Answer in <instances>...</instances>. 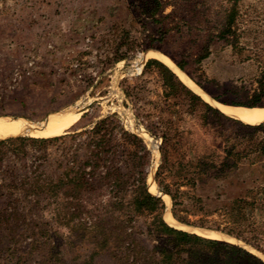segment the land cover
<instances>
[{"label":"trees","instance_id":"1","mask_svg":"<svg viewBox=\"0 0 264 264\" xmlns=\"http://www.w3.org/2000/svg\"><path fill=\"white\" fill-rule=\"evenodd\" d=\"M238 2L235 0L229 11L216 19L207 17L205 12L209 13L210 7L205 0L199 2L200 9L198 2L176 1L173 4L162 0H132L126 9L128 12L134 10L131 12L138 16L137 22L144 24V20H150L157 26L156 33L149 36L151 41L147 49L163 53L213 101L232 107H263L264 65L254 77L252 89L244 84L235 86L231 76L225 82L219 77L210 78L202 68L204 62L217 55L216 47L220 46L230 52L225 63L231 67L238 65L244 69L254 61L250 55H245L242 47L245 32L240 24L244 20L237 10ZM168 5L173 10L163 15ZM182 29L186 33L183 34ZM174 32L181 37L187 36L183 39L189 41L183 47L180 62L167 51L154 47ZM120 41L112 59L115 62L127 59L132 51L128 48L129 33L122 31ZM190 65L202 79L189 75ZM240 79L243 82L244 76ZM122 84L123 93L134 109L135 120L161 141L155 180L172 201V214L179 224L192 226L175 213L177 200L185 196L180 191L182 188L196 191L211 173L222 176L238 169L239 163L251 154L264 155V122L248 125L224 115L184 84L164 63L149 60L133 86L128 85L127 80ZM209 86L233 97L242 94L245 101L221 100ZM79 138H15L0 142V169L7 160L31 161L28 170L21 174L10 168L0 170V200L5 201L0 209V224L37 222L39 212L51 215L57 222H71L78 218L71 205L83 193L85 197L103 194L109 197L103 221H114L119 229L117 233L103 229L102 248L108 252L117 251L121 264H264L261 258L241 247L180 232L166 223L163 202L150 194L146 186L150 153L139 137L127 132L116 115L101 119ZM214 138L222 142L216 144ZM220 149L222 158L217 154ZM217 160L221 161L220 168L216 166ZM51 164L55 168L48 173L45 168H50ZM60 197L67 202L64 208L58 207ZM195 201L201 203L199 198ZM248 204L245 198L234 200L226 211L228 220H244ZM140 220L144 221L145 229L135 232L132 226ZM227 235L233 236L229 232ZM139 237L155 244L146 251L134 239ZM112 239L114 243H110Z\"/></svg>","mask_w":264,"mask_h":264},{"label":"rangeland","instance_id":"2","mask_svg":"<svg viewBox=\"0 0 264 264\" xmlns=\"http://www.w3.org/2000/svg\"><path fill=\"white\" fill-rule=\"evenodd\" d=\"M131 1L0 0V118L22 119L38 124L70 109L78 112L83 104L85 108L79 122L61 135L80 140L79 137L92 130L101 119L116 115L127 132L139 137L150 153L146 186L150 194L159 196L163 202V218L170 226L183 231L188 227L205 234L218 232L215 234L225 238L220 239L224 243L244 248L264 260V155L253 153L239 163L238 169L222 176L218 177L217 172L211 173L196 191L188 188L180 190L185 196L177 200L175 213L193 227L179 224L174 219L172 201L158 188L155 177L160 154L158 150L155 153L153 143L160 147L161 141L135 120L134 109L123 93L122 82L127 80L128 85L133 86L147 61L157 60L156 55L171 61L160 51L147 49L151 41L149 36L156 33L157 26L150 20H144V24L137 22L138 16L132 14L134 10L128 12L126 9ZM162 1H171L173 4L176 1L198 2L197 8L200 9L199 2L202 0ZM205 1L210 7L209 13L205 12L207 17L216 19L229 11L235 0ZM238 1L237 10L244 20L240 24V29L245 32L242 47L245 48V55H250L254 61L244 69L238 65L231 67L225 63L226 55L230 56V52L220 46L216 47L217 55L204 62L202 68L210 78L219 77L225 82L231 76L235 86L244 84L252 89L255 87L253 79L264 65V0ZM172 10V6H166L163 15ZM122 31L130 34L128 48L132 51L127 59L115 62L112 59L122 43ZM184 33L186 30H183ZM184 37L174 32L165 42L156 43L154 47L167 51L180 62L183 47L189 42ZM223 56L226 58L220 60ZM187 70L189 75L202 79L193 65ZM243 76V82L239 81ZM186 79L182 82L212 106L222 105L213 101L191 78L186 76ZM210 91L221 100L236 103L245 101L242 94L236 97L225 95L216 87ZM88 106L90 109L84 112ZM214 140L216 144L222 142L218 138ZM211 149H214L212 145ZM221 151L218 150L217 154L222 158ZM220 162L217 160L218 168ZM30 165L31 161L18 163L7 160L0 170L10 168L21 174ZM54 168L51 164L45 171L50 173ZM152 185L155 192L151 191ZM195 198L201 199V203L196 202ZM239 198H245L249 203L244 210L245 219L230 221L226 211ZM108 199V195L85 197L83 193L71 205L78 216L71 222H57L51 215L39 212L40 220L37 222L0 224V264H121L117 251L108 252L102 248L103 229L109 233H117L119 229L114 221H103L108 212ZM4 202L0 200V209ZM57 204L59 208L67 206L63 197ZM143 223V220L138 221L132 226L133 230L143 231ZM227 232L233 236L227 235ZM134 239L146 251L155 244L144 237ZM110 243H114L113 239Z\"/></svg>","mask_w":264,"mask_h":264},{"label":"bare ground","instance_id":"3","mask_svg":"<svg viewBox=\"0 0 264 264\" xmlns=\"http://www.w3.org/2000/svg\"><path fill=\"white\" fill-rule=\"evenodd\" d=\"M155 57L157 60H161L166 65H168V67H170L177 75H179L182 81L184 82L187 81L186 76L183 73H181L173 64H171L172 62L170 63L168 60H165V58H162L157 55ZM81 107L82 108L80 110L78 109L79 110L78 112L73 109H70L63 113L55 114L54 116L52 115L47 119V121L38 124L22 119L0 118V141H5L11 138L25 137V136H29L37 139H45V138H52V137H58L64 135L69 129L74 127L75 124L79 122L80 117L82 115L81 112L85 108V106L82 104ZM88 107L84 112L87 111ZM215 108L221 111L224 115L231 118H235L243 122L244 124L259 125L264 122V108H245V107L236 108V107L222 106L219 104L216 105ZM153 149L155 153L158 152L157 146L154 143H153ZM151 189L152 192L156 191L153 185ZM172 221L174 220L172 219ZM174 224L177 223L174 221ZM184 232L193 233L196 235L207 237L209 239H216V240L225 239L215 234L218 232L205 234L201 231L199 232L198 230L188 229V228H186Z\"/></svg>","mask_w":264,"mask_h":264},{"label":"water","instance_id":"4","mask_svg":"<svg viewBox=\"0 0 264 264\" xmlns=\"http://www.w3.org/2000/svg\"><path fill=\"white\" fill-rule=\"evenodd\" d=\"M157 52V51H156ZM159 53V52H158ZM161 54V53H160ZM161 55H163V54H161ZM166 57V56H165ZM203 93V92H202ZM204 94V93H203ZM198 95V94H197ZM200 96V95H199ZM201 97V96H200ZM202 98V97H201ZM203 99V98H202ZM204 100V99H203ZM88 109H90V107L88 108ZM87 109V110H88ZM236 121V120H235ZM157 150L159 151V147H157ZM162 194H165V193H163V192H161ZM166 195V194H165ZM167 196V195H166ZM157 198H159V196H157ZM167 223V222H166ZM168 224V223H167ZM172 227V226H171ZM186 228H188V227H186ZM173 229H175V228H173ZM199 229V228H198ZM175 230H177V229H175ZM203 230V229H202ZM177 231H180V230H177ZM206 231H211V230H206ZM180 232H182V231H180ZM215 232V231H214ZM185 233V232H184ZM219 234V233H218ZM222 235V234H221ZM244 249V248H243ZM249 252V251H248ZM251 253V252H250ZM253 254V253H252ZM255 255V254H254ZM257 256V255H256ZM258 257V256H257ZM260 258V257H259ZM262 259V258H261ZM263 260V259H262ZM264 261V260H263Z\"/></svg>","mask_w":264,"mask_h":264}]
</instances>
